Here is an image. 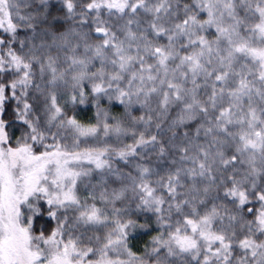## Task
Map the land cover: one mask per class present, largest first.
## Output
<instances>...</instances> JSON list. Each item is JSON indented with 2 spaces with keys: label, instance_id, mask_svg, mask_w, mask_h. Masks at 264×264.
<instances>
[{
  "label": "snow or ice",
  "instance_id": "obj_1",
  "mask_svg": "<svg viewBox=\"0 0 264 264\" xmlns=\"http://www.w3.org/2000/svg\"><path fill=\"white\" fill-rule=\"evenodd\" d=\"M0 264H264V0H0Z\"/></svg>",
  "mask_w": 264,
  "mask_h": 264
},
{
  "label": "trees",
  "instance_id": "obj_2",
  "mask_svg": "<svg viewBox=\"0 0 264 264\" xmlns=\"http://www.w3.org/2000/svg\"><path fill=\"white\" fill-rule=\"evenodd\" d=\"M148 238H149V237H147V236L143 237L144 240H147Z\"/></svg>",
  "mask_w": 264,
  "mask_h": 264
}]
</instances>
